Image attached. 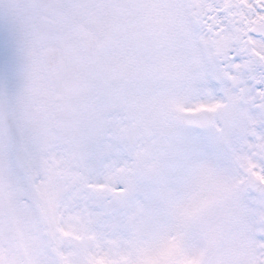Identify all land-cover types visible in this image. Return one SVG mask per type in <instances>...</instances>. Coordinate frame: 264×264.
Masks as SVG:
<instances>
[{
  "label": "snow or ice",
  "instance_id": "snow-or-ice-1",
  "mask_svg": "<svg viewBox=\"0 0 264 264\" xmlns=\"http://www.w3.org/2000/svg\"><path fill=\"white\" fill-rule=\"evenodd\" d=\"M0 264H264V0H0Z\"/></svg>",
  "mask_w": 264,
  "mask_h": 264
}]
</instances>
